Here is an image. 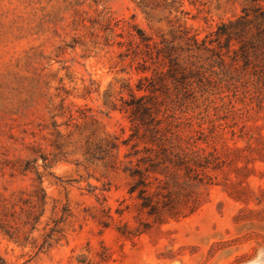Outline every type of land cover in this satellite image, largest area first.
Returning <instances> with one entry per match:
<instances>
[{
    "label": "rangeland",
    "instance_id": "1",
    "mask_svg": "<svg viewBox=\"0 0 264 264\" xmlns=\"http://www.w3.org/2000/svg\"><path fill=\"white\" fill-rule=\"evenodd\" d=\"M254 3L0 0V264H264V110L250 100V80L223 102L225 164L201 189L206 203L134 238L117 230L137 224L132 212L116 213L133 203L122 143L131 122L106 104L109 93L128 97L123 85L140 76L117 44L129 23L153 35L185 23L203 38ZM39 174L47 198L32 230ZM65 208L64 238L41 250Z\"/></svg>",
    "mask_w": 264,
    "mask_h": 264
},
{
    "label": "trees",
    "instance_id": "2",
    "mask_svg": "<svg viewBox=\"0 0 264 264\" xmlns=\"http://www.w3.org/2000/svg\"><path fill=\"white\" fill-rule=\"evenodd\" d=\"M255 2L203 38L185 23L158 35L129 23L127 35L119 34L124 38L117 41L121 59L136 61L140 74L135 86L123 85L128 97L113 99L109 93L106 100L111 111L125 113L131 122V133L122 143L129 147L125 171L133 203L116 213L123 217L132 212L137 224L118 225L122 236L134 238L191 216L206 203L201 189L216 184L215 173L225 164L219 145L227 132L220 114L229 93H239L250 80V100L264 110V0ZM111 147L119 150L120 144ZM41 176L39 201L28 216L32 230L47 198ZM66 212L45 233L41 250L64 238L60 223ZM103 213L107 227L114 216L108 207ZM102 248L101 261L106 262L109 248ZM80 264L91 263L83 258Z\"/></svg>",
    "mask_w": 264,
    "mask_h": 264
}]
</instances>
